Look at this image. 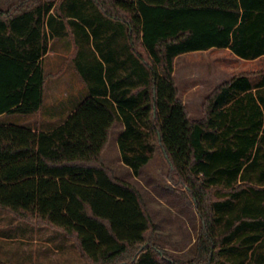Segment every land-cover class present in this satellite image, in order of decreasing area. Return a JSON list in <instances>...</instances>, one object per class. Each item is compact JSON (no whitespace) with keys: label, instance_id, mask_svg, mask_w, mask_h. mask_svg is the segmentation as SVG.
<instances>
[{"label":"trees","instance_id":"1","mask_svg":"<svg viewBox=\"0 0 264 264\" xmlns=\"http://www.w3.org/2000/svg\"><path fill=\"white\" fill-rule=\"evenodd\" d=\"M67 27L88 94L50 129L0 122V208L59 229L83 264H264V72L215 86L195 119L173 76L190 51L264 55V0H18L0 9V114L41 108L48 42ZM117 122L133 174L157 148L190 197L191 260L153 243L139 190L101 161Z\"/></svg>","mask_w":264,"mask_h":264},{"label":"rangeland","instance_id":"2","mask_svg":"<svg viewBox=\"0 0 264 264\" xmlns=\"http://www.w3.org/2000/svg\"><path fill=\"white\" fill-rule=\"evenodd\" d=\"M17 1L0 0V9ZM66 30L67 35L48 42L50 52L43 59L46 80L41 108L32 115L5 114L0 117L1 123L30 124L45 130L52 128L64 120L88 91L75 68V38L70 27ZM138 49L143 53L140 46ZM184 54L174 61V81L178 83V93L189 100L185 107L193 119L202 116V102L218 84L241 73H246L254 83L264 72V57L244 60L227 48ZM190 76L196 83L193 88L185 86ZM121 124L117 122L111 127L101 161L114 176L129 181L139 190L154 223L153 243L177 259L191 260L196 252L201 221L190 197L171 176L166 159L157 148L140 174L134 176L131 168L121 160L117 144ZM5 237L11 239L10 243H6ZM0 264H83V259L73 240L59 229L39 226L0 208Z\"/></svg>","mask_w":264,"mask_h":264},{"label":"crops","instance_id":"3","mask_svg":"<svg viewBox=\"0 0 264 264\" xmlns=\"http://www.w3.org/2000/svg\"><path fill=\"white\" fill-rule=\"evenodd\" d=\"M61 37H63V36H54V37H52V38H61ZM51 38V39H52ZM212 49H214V48H217V47H211ZM210 49V48H209ZM209 49H207V50H209ZM228 49V48H227ZM50 52V44H49V46H48V50H47V52H46V54L45 55H47L48 53ZM187 53V52H186ZM234 54V53H233ZM184 55H186V54H184V53H182V54H179V55H177L176 57H175V59H174V61L176 60V58H178V57H180V56H184ZM235 55V54H234ZM235 56H237V55H235ZM237 57H239V56H237ZM260 57H264V55H261V56H259V57H256V58H254V59H258V58H260ZM239 58H241V57H239ZM241 59H244V60H253V59H245V58H241ZM186 67H188V66H186ZM175 74H176V68H175V65H174V67H173V76H175ZM191 77V76H190ZM176 83V85L178 86V83L177 82H175ZM186 85L185 86H188V87H190V88H193L194 86H196V83L194 82V80L192 79V77L191 78H189L188 80H186ZM88 94V91H86V93L84 94V96H82L80 99H79V101H77L76 102V104H78L86 95ZM179 96H180V98L182 99V102L184 103V104H186V102L187 101H189V100H187V99H185V97L184 96H181L180 94H179ZM188 98V97H187ZM75 101H76V99H75ZM74 101V102H75ZM196 102H197V100H196ZM76 104H75V106H76ZM74 106V107H75ZM73 107V108H74ZM72 108V109H73ZM72 109L70 110V111H72ZM70 111H69V113H70ZM5 114H13V113H2V114H0V117L1 116H3V115H5ZM32 114H35V113H31V114H24V115H32ZM68 115V114H67ZM62 122V121H61ZM60 122V123H61ZM3 123H8V122H3ZM120 123V122H119ZM58 125V124H57ZM21 126H25V127H28V128H31V129H36V130H45V129H40V128H38L37 126H35V125H30V124H27V125H21ZM53 128V127H52ZM123 128H124V125L123 124H121V126H120V132L123 130ZM50 129V128H49ZM119 132V133H120ZM153 158V157H152ZM151 158V159H152ZM150 159V160H151ZM149 160V161H150ZM148 161V162H149ZM147 162V163H148ZM146 166V164L144 165V166H142L141 168H140V170H139V174H140V172L142 171V168H144ZM138 174V175H139ZM134 176H137V175H134ZM5 239L7 240V242L6 243H10V241L9 240H11L10 238H7V237H5ZM54 244H56V243H54ZM56 246V245H55Z\"/></svg>","mask_w":264,"mask_h":264}]
</instances>
